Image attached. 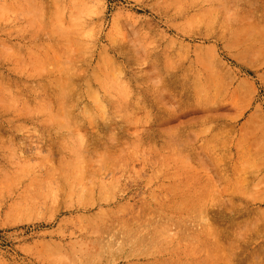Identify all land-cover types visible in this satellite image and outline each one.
Listing matches in <instances>:
<instances>
[{"label":"rangeland","instance_id":"1","mask_svg":"<svg viewBox=\"0 0 264 264\" xmlns=\"http://www.w3.org/2000/svg\"><path fill=\"white\" fill-rule=\"evenodd\" d=\"M0 264H264V0H0Z\"/></svg>","mask_w":264,"mask_h":264},{"label":"bare ground","instance_id":"2","mask_svg":"<svg viewBox=\"0 0 264 264\" xmlns=\"http://www.w3.org/2000/svg\"><path fill=\"white\" fill-rule=\"evenodd\" d=\"M141 240V239H140ZM139 242V241H138ZM142 242V241H141Z\"/></svg>","mask_w":264,"mask_h":264}]
</instances>
